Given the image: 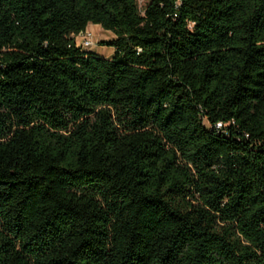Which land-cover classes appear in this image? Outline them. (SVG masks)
I'll return each instance as SVG.
<instances>
[{
    "label": "trees",
    "instance_id": "16d2710c",
    "mask_svg": "<svg viewBox=\"0 0 264 264\" xmlns=\"http://www.w3.org/2000/svg\"><path fill=\"white\" fill-rule=\"evenodd\" d=\"M0 264H264V0H0Z\"/></svg>",
    "mask_w": 264,
    "mask_h": 264
},
{
    "label": "rangeland",
    "instance_id": "374dc122",
    "mask_svg": "<svg viewBox=\"0 0 264 264\" xmlns=\"http://www.w3.org/2000/svg\"><path fill=\"white\" fill-rule=\"evenodd\" d=\"M148 1L149 0H137L138 6L142 12ZM87 31L92 34L93 38V45L88 50L103 55L107 58L112 57L114 49L108 45H104L102 42L114 38V33L110 30L103 29L99 24H90L87 27ZM76 41L78 44H82V35L77 36Z\"/></svg>",
    "mask_w": 264,
    "mask_h": 264
},
{
    "label": "built area",
    "instance_id": "2783aa9c",
    "mask_svg": "<svg viewBox=\"0 0 264 264\" xmlns=\"http://www.w3.org/2000/svg\"><path fill=\"white\" fill-rule=\"evenodd\" d=\"M83 37V43L79 44L83 47H91L93 45V38H92V34L90 32H88L87 30L82 34ZM221 124H219L220 126Z\"/></svg>",
    "mask_w": 264,
    "mask_h": 264
},
{
    "label": "water",
    "instance_id": "95a60500",
    "mask_svg": "<svg viewBox=\"0 0 264 264\" xmlns=\"http://www.w3.org/2000/svg\"><path fill=\"white\" fill-rule=\"evenodd\" d=\"M83 33H81V35H82Z\"/></svg>",
    "mask_w": 264,
    "mask_h": 264
}]
</instances>
